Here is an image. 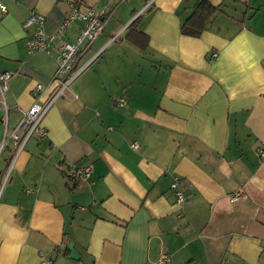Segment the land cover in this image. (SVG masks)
Here are the masks:
<instances>
[{
  "label": "crops",
  "instance_id": "crops-1",
  "mask_svg": "<svg viewBox=\"0 0 264 264\" xmlns=\"http://www.w3.org/2000/svg\"><path fill=\"white\" fill-rule=\"evenodd\" d=\"M3 1L11 131L56 66L27 53L22 24L33 11L57 35L67 5ZM192 1H108L110 17L77 64L87 67L42 118L44 139L30 138L18 155L11 141L0 149V264H264V0H209L216 13L189 37L179 23ZM137 16L145 50L125 39ZM77 27L60 37L72 40ZM2 119L0 109V143ZM88 163L86 179L67 176ZM173 177L186 194L182 209Z\"/></svg>",
  "mask_w": 264,
  "mask_h": 264
},
{
  "label": "built area",
  "instance_id": "built-area-1",
  "mask_svg": "<svg viewBox=\"0 0 264 264\" xmlns=\"http://www.w3.org/2000/svg\"><path fill=\"white\" fill-rule=\"evenodd\" d=\"M110 0H104L100 7H89L81 9L74 0H66L67 10L63 18L57 35H47L43 30V17L31 11L23 22L24 29H29L30 38L27 39L26 51L28 54L36 52L44 53L51 56L56 64L53 77L50 84L46 87L37 83L32 89V95L35 99L30 108L21 110V117L11 131H8L6 126L7 105L5 101V93L7 90V82L12 73L10 71L0 70V109L3 111L4 132L0 149L6 145L8 141L13 143L16 155L23 149V145L32 137L38 140H43L46 132L42 126V118L50 109L54 102L65 96V91L68 90L70 84L83 71L87 65L77 67L80 56L85 53L94 39L101 33L104 24L110 17L108 4ZM7 8L3 0H0V16H4ZM73 22L79 24L78 34L72 40L62 39L60 34L63 33L67 26ZM216 57V53H213ZM125 98H119L117 105L123 107L126 103ZM132 149L138 148L137 142L130 144ZM260 159L264 160V149L259 151ZM92 169V164L88 163L84 166H70L67 168V176L72 179H86L89 177ZM170 191L174 196V203L182 209L186 201V194L179 182L178 177H173L170 182ZM243 194L242 189L238 188L229 201L238 199ZM160 262L168 260L169 255L160 253ZM41 264H50L48 261H42Z\"/></svg>",
  "mask_w": 264,
  "mask_h": 264
},
{
  "label": "trees",
  "instance_id": "trees-1",
  "mask_svg": "<svg viewBox=\"0 0 264 264\" xmlns=\"http://www.w3.org/2000/svg\"><path fill=\"white\" fill-rule=\"evenodd\" d=\"M75 3L79 0H74ZM189 2L190 0H182ZM217 7H213L209 0H193L190 3V13L183 18L180 24L181 34L189 37H199L206 29L209 22L216 13ZM138 16L135 17L126 27L125 39L141 50H145L149 43V38L146 33L138 28Z\"/></svg>",
  "mask_w": 264,
  "mask_h": 264
},
{
  "label": "water",
  "instance_id": "water-1",
  "mask_svg": "<svg viewBox=\"0 0 264 264\" xmlns=\"http://www.w3.org/2000/svg\"><path fill=\"white\" fill-rule=\"evenodd\" d=\"M72 244H73V242H70L67 246H68V249H69V251H70V258H72V259H78V255H77V253H75V251H74V248H73V246H72Z\"/></svg>",
  "mask_w": 264,
  "mask_h": 264
},
{
  "label": "rangeland",
  "instance_id": "rangeland-1",
  "mask_svg": "<svg viewBox=\"0 0 264 264\" xmlns=\"http://www.w3.org/2000/svg\"><path fill=\"white\" fill-rule=\"evenodd\" d=\"M130 46H131V44H129ZM131 47H133V46H131ZM89 56L90 55H87L85 58H84V60H87L88 58H89Z\"/></svg>",
  "mask_w": 264,
  "mask_h": 264
}]
</instances>
